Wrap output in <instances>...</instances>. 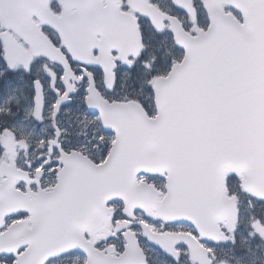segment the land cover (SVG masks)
<instances>
[{
    "label": "snow or ice",
    "instance_id": "6c2138e0",
    "mask_svg": "<svg viewBox=\"0 0 264 264\" xmlns=\"http://www.w3.org/2000/svg\"><path fill=\"white\" fill-rule=\"evenodd\" d=\"M264 264V0H0V264Z\"/></svg>",
    "mask_w": 264,
    "mask_h": 264
},
{
    "label": "flooded vegetation",
    "instance_id": "af4514ba",
    "mask_svg": "<svg viewBox=\"0 0 264 264\" xmlns=\"http://www.w3.org/2000/svg\"><path fill=\"white\" fill-rule=\"evenodd\" d=\"M225 259L227 260L228 264H235L234 261H232L230 258L228 257H225Z\"/></svg>",
    "mask_w": 264,
    "mask_h": 264
}]
</instances>
